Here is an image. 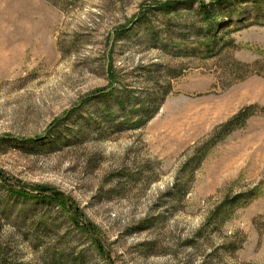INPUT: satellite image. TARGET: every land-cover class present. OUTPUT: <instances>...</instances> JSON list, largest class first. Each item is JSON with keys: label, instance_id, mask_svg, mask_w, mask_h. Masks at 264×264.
<instances>
[{"label": "rangeland", "instance_id": "obj_1", "mask_svg": "<svg viewBox=\"0 0 264 264\" xmlns=\"http://www.w3.org/2000/svg\"><path fill=\"white\" fill-rule=\"evenodd\" d=\"M224 1L0 0V264H264V0Z\"/></svg>", "mask_w": 264, "mask_h": 264}, {"label": "trees", "instance_id": "obj_2", "mask_svg": "<svg viewBox=\"0 0 264 264\" xmlns=\"http://www.w3.org/2000/svg\"><path fill=\"white\" fill-rule=\"evenodd\" d=\"M222 2H225V1L224 0H214V3H211V5L205 4L204 7L199 8L198 15H200V17H203L204 21L206 22H208L209 20H214L215 12L213 11L214 10L216 11V6H218V4H221ZM208 7H210V9H208ZM164 9H166V7ZM207 34L208 33H202L200 31L198 32V36H201L202 38L207 37L208 36ZM256 73H260V72L257 71ZM252 107L253 105H248V107H244L242 110L238 111L235 115H233L231 119L223 123L222 125L223 131L225 133H228L232 131L234 128L238 127L241 123L245 122L248 119V117L252 114L251 112Z\"/></svg>", "mask_w": 264, "mask_h": 264}]
</instances>
